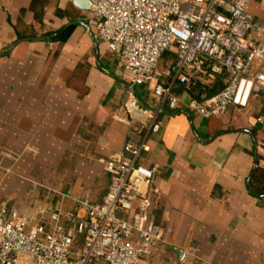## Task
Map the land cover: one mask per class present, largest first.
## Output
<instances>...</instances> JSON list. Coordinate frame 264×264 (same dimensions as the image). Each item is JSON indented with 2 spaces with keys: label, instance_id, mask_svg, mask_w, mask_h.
<instances>
[{
  "label": "crops",
  "instance_id": "crops-1",
  "mask_svg": "<svg viewBox=\"0 0 264 264\" xmlns=\"http://www.w3.org/2000/svg\"><path fill=\"white\" fill-rule=\"evenodd\" d=\"M89 12L88 0H0V207L51 226L58 208L101 203L110 174L98 159L146 139L137 162L156 167L152 213L171 229L149 264H264V88L248 106L205 118L177 82L174 109L154 95L155 81L134 86L160 123L153 131L143 115L138 132L137 120L118 119L129 117L130 75ZM247 12L264 41V1ZM71 24L64 42L52 39ZM255 68L264 72V57Z\"/></svg>",
  "mask_w": 264,
  "mask_h": 264
},
{
  "label": "built area",
  "instance_id": "built-area-1",
  "mask_svg": "<svg viewBox=\"0 0 264 264\" xmlns=\"http://www.w3.org/2000/svg\"><path fill=\"white\" fill-rule=\"evenodd\" d=\"M88 1L89 26L130 75L129 117L118 119L127 125L137 120L138 132L143 115L153 131L160 123L142 108L134 86L155 81L154 95L174 109L180 103L172 92L177 82L190 93L189 106L205 118L248 106L264 88V72L255 68L264 57V41L251 35L262 26L247 12L251 0ZM168 51L176 61L160 69ZM225 71V87L209 95ZM146 148V139L129 140L123 152L101 156L98 162L110 174L102 202L79 200L70 210L58 208L51 226L0 207V264H149L171 229L160 227L152 213L149 188L156 167L137 162Z\"/></svg>",
  "mask_w": 264,
  "mask_h": 264
},
{
  "label": "trees",
  "instance_id": "trees-1",
  "mask_svg": "<svg viewBox=\"0 0 264 264\" xmlns=\"http://www.w3.org/2000/svg\"><path fill=\"white\" fill-rule=\"evenodd\" d=\"M74 27H75V24H71V25H68L66 27H63V28H61V29L53 32L54 33V36L52 37V39L54 41L64 42L69 37V35L71 34V32L73 31ZM23 39H31V38H30V36H24L22 34H19L17 41H20V40H23ZM174 56H175V60L174 61H176V55L174 54ZM229 76H230L229 72L225 71L221 75V77H220V79H219L216 87L213 90L208 91V94L209 95H213V94H216L219 91H221L225 87V85H226V79Z\"/></svg>",
  "mask_w": 264,
  "mask_h": 264
},
{
  "label": "rangeland",
  "instance_id": "rangeland-1",
  "mask_svg": "<svg viewBox=\"0 0 264 264\" xmlns=\"http://www.w3.org/2000/svg\"><path fill=\"white\" fill-rule=\"evenodd\" d=\"M174 51H168L164 54V56L161 58V60L159 61V68L162 69L163 67H165L167 64H169L170 62L175 60V56H174ZM173 55V56H172ZM176 55V54H175ZM80 238H82V236H80Z\"/></svg>",
  "mask_w": 264,
  "mask_h": 264
},
{
  "label": "water",
  "instance_id": "water-1",
  "mask_svg": "<svg viewBox=\"0 0 264 264\" xmlns=\"http://www.w3.org/2000/svg\"><path fill=\"white\" fill-rule=\"evenodd\" d=\"M89 2V1H88ZM89 5H90V2H89ZM87 26H88V24H87ZM89 27V26H88Z\"/></svg>",
  "mask_w": 264,
  "mask_h": 264
}]
</instances>
